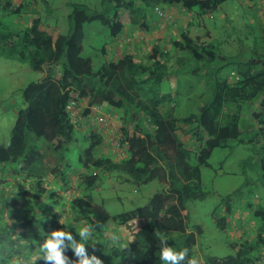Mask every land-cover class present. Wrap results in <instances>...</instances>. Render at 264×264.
<instances>
[{
    "label": "trees",
    "instance_id": "1",
    "mask_svg": "<svg viewBox=\"0 0 264 264\" xmlns=\"http://www.w3.org/2000/svg\"><path fill=\"white\" fill-rule=\"evenodd\" d=\"M34 1L0 0V17L11 14L17 23L24 14L31 18L0 36V53L20 40V50L10 56L44 74L24 87L25 106L16 112L7 145L0 144V264H34L26 255L36 252L37 243L23 239H44L65 223L58 211L38 218L33 213L58 202L64 211H74L94 238L118 227L124 244L111 247L112 254L125 264H161L158 232L167 234L169 246L187 249L185 264H264V207L259 203L249 200L235 208L228 200L235 193L224 197L222 214L214 215L217 227L243 231L235 217L244 209V222L253 226L244 231L245 238L229 243L232 252L225 256L206 254L202 228L188 223V202L207 194L201 167L209 165L214 149L230 141L254 147L251 164L264 186V13L256 10L257 35L237 58L227 55L230 50L220 52L200 22L226 0H102L103 10L95 12L72 4L66 34L45 26L31 9ZM149 7L155 9L157 25L164 24L171 35L153 33ZM92 21L104 24L110 35L101 48L106 60L97 68L82 55L83 26ZM194 27L202 33H192ZM188 75L196 77V84ZM155 81L164 87L169 82L170 92L158 93ZM184 88L186 96L198 88L197 105L181 115L173 112L179 101L191 103ZM71 100L79 109L76 120L68 108ZM75 143L78 154L71 163L66 153ZM113 171L127 173L123 179L137 185L157 180L162 190L143 206L110 214L91 191L100 184L99 172ZM32 229L41 235L30 237ZM66 255L76 261L71 249ZM35 264L45 262L38 258Z\"/></svg>",
    "mask_w": 264,
    "mask_h": 264
},
{
    "label": "rangeland",
    "instance_id": "2",
    "mask_svg": "<svg viewBox=\"0 0 264 264\" xmlns=\"http://www.w3.org/2000/svg\"><path fill=\"white\" fill-rule=\"evenodd\" d=\"M78 3L86 5L93 12L103 10L102 0H35L31 3V9L38 12L45 26L56 28L60 33L66 34L70 27L68 15L71 11V5ZM256 10L264 13V0H226L212 13L211 17L204 16L200 18V22L211 31L215 40V47L220 52L230 50V53L226 52L227 55H235L239 58V53L247 51L248 46L257 35L259 17L256 15ZM155 13L153 7L148 8V17L151 18L150 20H155L151 23L153 33L162 35L165 33V25H157L158 18ZM0 21V36H7L9 31H17L18 23L15 16L4 14L0 17ZM261 21H264V14H261ZM192 33L201 34L202 30L194 27ZM166 34L171 35L172 33L167 30ZM109 37V29L100 21L88 22L83 26L82 55L92 60L94 68H97L106 60L101 53V48L109 43ZM19 45H21L20 40L14 46L4 49L0 53V144L2 145H7L9 141L17 110L25 106L22 97L24 87L29 82L37 81L44 76L43 73L34 71L29 63L10 56L20 50ZM165 47L163 45V48ZM186 79L196 84L194 75H188ZM166 84L168 85L169 82H166ZM140 85L143 88L148 87L146 84ZM152 85L158 93L159 91L163 93L170 92L169 85L164 87V83L157 84L155 81L152 82ZM197 91L198 88H194L193 95H188L191 97V103L188 104L182 99L173 112L182 115L196 108L197 100H194L193 97ZM185 92L186 89L184 88V97H188ZM74 138H78L77 143L79 145L82 144L77 132L74 133ZM37 141L39 144H46L43 139H37ZM78 148L76 143L70 146L66 153V161L71 163L75 161ZM253 155L254 147L252 145L247 146L230 141L227 147L214 149L208 161L209 165L201 167V188L207 194L203 199L188 202V223L189 225H199L202 228L201 242L206 254L214 256L230 254L232 250L228 246L229 243L238 240L240 237L245 238L244 231H251L253 228L249 220L244 222V216L248 214L247 211L240 209L241 214L237 215L235 219L242 220L241 228L243 231L238 234L221 231L216 225L214 215L222 214L225 201L229 200L231 206L235 208L240 203L249 200L264 207V186L261 182H258L259 175L251 164L255 160L254 157L252 158ZM123 178H129V175L116 171L111 173L99 172L100 184L94 191H91L92 199L102 204L110 214H118L143 206L153 194L162 190V185L157 180L137 185L126 182ZM50 179L51 177L47 179V182ZM50 187H54V184L52 183ZM71 192L72 189L66 192L67 198H69ZM233 192L235 194L228 200L224 198ZM254 192L255 195L253 196ZM61 203H53L51 208L47 203L40 212L35 210L32 218L48 216L49 211H51V214L55 211L60 212L63 217L61 222L65 223L69 233L78 242L80 239L78 232L87 226L83 224L74 211H64ZM30 218L31 215L28 216V219ZM250 220L254 222V219L250 218ZM28 232H32L30 237L36 238L41 235L37 229ZM43 240L42 237L39 240L27 238L23 239V242H30L32 246L37 243L38 249ZM123 244L124 239L118 227L114 226L106 229L100 237L94 238L91 235L89 242L85 244V248L89 256L95 255L101 260L102 264H125L123 258L113 257V248H111H118ZM24 250L20 249V252ZM36 254L37 252L34 253L33 250H28L26 256L31 257V259H28L29 263L34 261Z\"/></svg>",
    "mask_w": 264,
    "mask_h": 264
},
{
    "label": "clouds",
    "instance_id": "3",
    "mask_svg": "<svg viewBox=\"0 0 264 264\" xmlns=\"http://www.w3.org/2000/svg\"><path fill=\"white\" fill-rule=\"evenodd\" d=\"M80 237L77 242L74 236L69 233L67 227L63 229L53 230L48 233L36 250L35 261L40 258L45 264H102L101 260L95 255L89 256L86 253L85 244L89 242L91 230L87 227L82 228L78 232ZM160 241L159 260L161 264H185L187 257V249L177 250L175 246H169L168 236L166 233L158 232ZM68 249L78 258L73 262L66 255Z\"/></svg>",
    "mask_w": 264,
    "mask_h": 264
},
{
    "label": "built area",
    "instance_id": "4",
    "mask_svg": "<svg viewBox=\"0 0 264 264\" xmlns=\"http://www.w3.org/2000/svg\"><path fill=\"white\" fill-rule=\"evenodd\" d=\"M158 11V14L161 16V15H163V13H162V11L161 10H157ZM68 108H69V110H70V112H71V118L72 119H78L79 118V116H78V114H79V109H76V103H75V101L74 100H71L70 101V103H69V105H68ZM96 110H98L97 108H95ZM105 119V118H104ZM104 119H101L102 121L104 120ZM111 124L114 126L115 125V123H114V120H112V122H111Z\"/></svg>",
    "mask_w": 264,
    "mask_h": 264
},
{
    "label": "crops",
    "instance_id": "5",
    "mask_svg": "<svg viewBox=\"0 0 264 264\" xmlns=\"http://www.w3.org/2000/svg\"><path fill=\"white\" fill-rule=\"evenodd\" d=\"M31 18L29 15H23L21 19H17L18 21V24H20L21 22L24 23V22H30ZM58 30V29H57ZM166 33V32H165Z\"/></svg>",
    "mask_w": 264,
    "mask_h": 264
}]
</instances>
